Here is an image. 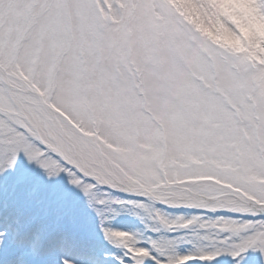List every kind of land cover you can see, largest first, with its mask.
I'll use <instances>...</instances> for the list:
<instances>
[{"label": "snow or ice", "instance_id": "1", "mask_svg": "<svg viewBox=\"0 0 264 264\" xmlns=\"http://www.w3.org/2000/svg\"><path fill=\"white\" fill-rule=\"evenodd\" d=\"M0 264H264V0H0Z\"/></svg>", "mask_w": 264, "mask_h": 264}]
</instances>
